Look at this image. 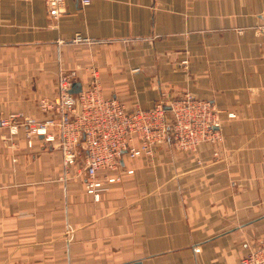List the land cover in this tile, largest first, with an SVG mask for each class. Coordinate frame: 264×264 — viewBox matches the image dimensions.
Here are the masks:
<instances>
[{
  "label": "crops",
  "instance_id": "0c3cea01",
  "mask_svg": "<svg viewBox=\"0 0 264 264\" xmlns=\"http://www.w3.org/2000/svg\"><path fill=\"white\" fill-rule=\"evenodd\" d=\"M59 70L128 108L209 100L223 143L124 155L94 200L58 142L0 127V264H239L264 240V0H0V118L43 119Z\"/></svg>",
  "mask_w": 264,
  "mask_h": 264
},
{
  "label": "built area",
  "instance_id": "2783aa9c",
  "mask_svg": "<svg viewBox=\"0 0 264 264\" xmlns=\"http://www.w3.org/2000/svg\"><path fill=\"white\" fill-rule=\"evenodd\" d=\"M65 1L43 0L52 18L61 15ZM79 2L85 6L91 0ZM79 41L80 38L74 40ZM76 79L73 71H58L54 96L41 99L38 104L45 114L43 119L19 120L20 115L9 114L0 120V125H9L15 134L21 124L28 146H32L31 136L42 137L44 142L56 140L61 154V178L65 181L76 173L94 200L100 198L107 185L120 180L109 172L118 170L124 155H150L162 143L185 152H195L203 142L216 148L222 146V120L209 100L184 93L169 100L163 98L150 109L128 108L118 98L103 94L96 74L78 93H71ZM239 264H264V241L242 256Z\"/></svg>",
  "mask_w": 264,
  "mask_h": 264
},
{
  "label": "rangeland",
  "instance_id": "374dc122",
  "mask_svg": "<svg viewBox=\"0 0 264 264\" xmlns=\"http://www.w3.org/2000/svg\"><path fill=\"white\" fill-rule=\"evenodd\" d=\"M1 117H2V115H1ZM6 117H8V115L7 116H3L2 118L4 119V118H6ZM2 118H0V120L2 119ZM23 118L24 117H22V116H20V119L19 120H23ZM0 127L1 128H3V130H4V133H7L8 135H12V132H11V130H10V126L9 125H7V126H2V125H0ZM19 133H21V134H23L24 136H25V139H26V145H27V140H28V137L26 136V134H25V128L20 124V127L18 128V131L15 133V134H13V135H17V134H19ZM7 137H9V136H7ZM32 138V141H33V139L34 138H36V137H38V136H31ZM38 138H41L42 139V137H38ZM42 141H43V139H42ZM44 142V141H43ZM54 142H56L57 143V141L55 140ZM28 146V145H27ZM28 147H31V146H28ZM59 152H60V150H59ZM61 155V154H60ZM78 175L75 173L74 174V177H75V179L77 180L78 178L79 179H81V177L80 176H78ZM63 179L61 178V181H62ZM86 192V191H85ZM91 196V195H90ZM92 197V196H91ZM264 241V240H263Z\"/></svg>",
  "mask_w": 264,
  "mask_h": 264
},
{
  "label": "water",
  "instance_id": "95a60500",
  "mask_svg": "<svg viewBox=\"0 0 264 264\" xmlns=\"http://www.w3.org/2000/svg\"><path fill=\"white\" fill-rule=\"evenodd\" d=\"M80 90H81V84H80L79 82H76V81H75V82L72 84V86H71V90H70V92L76 94V93H78ZM125 264H141V262H140V261H134V262H129V263H125Z\"/></svg>",
  "mask_w": 264,
  "mask_h": 264
}]
</instances>
